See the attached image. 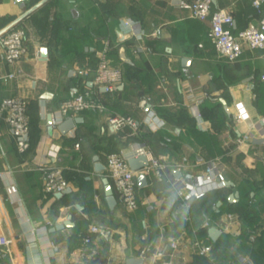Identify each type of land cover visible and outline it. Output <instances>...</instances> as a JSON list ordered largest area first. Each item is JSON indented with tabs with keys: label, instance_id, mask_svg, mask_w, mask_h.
Masks as SVG:
<instances>
[{
	"label": "crops",
	"instance_id": "1",
	"mask_svg": "<svg viewBox=\"0 0 264 264\" xmlns=\"http://www.w3.org/2000/svg\"><path fill=\"white\" fill-rule=\"evenodd\" d=\"M40 1L0 0V31ZM183 3L47 0L18 24L26 30L27 54L15 68L8 64L0 42V102L25 98L34 123L31 134L39 136L34 149L21 152L8 122L0 118V233L13 240L9 246L0 245V264H127L141 255L144 264L164 259L173 264H218L213 254L194 250L193 237L177 249L170 246L183 230L205 220L222 230L216 239L208 232L211 243L219 240L240 254L239 263L228 264H264V143L253 141L264 137V49L244 43L238 59L220 56L209 36L210 20L192 17ZM214 7L232 12L234 33L262 15L252 0H214ZM125 19L140 23L142 39L122 28ZM107 41L110 62L124 72L111 92L93 81L98 52ZM43 47L46 56L41 55ZM184 58L190 62L184 64ZM79 69L89 72L85 76ZM90 89L98 92L107 110L71 113L81 118L75 129L66 134L50 130L48 117L62 101ZM191 90L202 99V119L192 108ZM143 100L151 104L149 110ZM241 108L246 116L238 119ZM151 109L165 125L151 128L146 122ZM113 114L132 116L138 128L113 127L109 121ZM249 133L254 136L240 143ZM52 144L60 146L56 156L48 154ZM122 145L126 151L143 147L166 166L169 185L138 192L134 212L125 208L107 173L108 154ZM210 160L232 184L186 205L177 195L173 170L181 176L202 174ZM97 161L106 167L97 171ZM44 162L63 168L68 192L45 191L38 168ZM106 177L117 199L114 208L105 193ZM10 185L17 188L15 193ZM236 191L239 197L229 200ZM243 191L249 193L248 201H243ZM67 220L72 224L51 230ZM83 221L87 225L82 227ZM42 225L48 230L39 240L40 234L31 235L30 230ZM91 225L100 231L86 245ZM156 250L165 251V258H158ZM214 252L222 260L228 257L220 253L221 247L215 246Z\"/></svg>",
	"mask_w": 264,
	"mask_h": 264
},
{
	"label": "built area",
	"instance_id": "2",
	"mask_svg": "<svg viewBox=\"0 0 264 264\" xmlns=\"http://www.w3.org/2000/svg\"><path fill=\"white\" fill-rule=\"evenodd\" d=\"M184 6L190 8L191 16L199 20H210L211 28L209 36L215 43L216 50L220 56L229 60L238 59L244 51V43L251 48L264 49V13L262 11L264 0H252V5L258 13H262L258 21H251L244 29L237 33L233 32L234 15L226 8H215L214 0H192L184 2ZM121 26L124 30L131 33L138 39H142L145 35L137 20L125 19ZM26 30L18 24L8 29L0 36V42L4 47L5 58L10 66L15 68L19 61L27 54L25 44ZM111 49L109 41L106 42L104 48L98 52V60L95 68L94 83L97 87L105 88L106 91H113L116 86L123 80L124 72L121 67L113 65L108 57ZM89 70L79 69V74L87 75ZM16 74L12 72L11 77ZM264 78V75H263ZM189 98L192 101V108L195 114L202 119L199 105L202 101L191 90ZM86 109H96L101 112L107 110L106 104L95 89L77 92L72 97L62 101L60 107L52 113V127L55 132H59V125L63 120L71 115V113L80 112ZM246 113L243 108L239 112L237 118H245ZM0 118L5 119L16 140L18 149L25 152L31 145V124L28 113L27 100L20 96L4 98L0 102ZM109 121L115 128H120L125 124H130L134 128H138L137 121L130 115L113 114L109 117ZM264 121V120H263ZM146 122L153 129H158L165 125V120L155 110L151 109L146 117ZM253 137V133L245 134L239 139L242 143ZM60 146L52 144L48 150L50 156H56ZM145 150V148H144ZM126 150L114 151L107 156V173L115 182L122 203L129 212H134L139 207L137 176L143 171L148 175L152 174L158 180H164L166 177V166L160 157L151 151L145 150L149 164L141 169L134 170L131 168L128 159L125 157ZM38 168L44 175V189L47 193L61 192L67 187L63 168L60 166L50 165L48 162L41 163ZM175 189L179 198L190 205L192 199L202 198L214 189H221L228 186V180L225 175L217 169L216 163L212 160L206 163L204 173L193 174L187 173L184 176L177 177ZM10 192H16L15 185L9 186ZM228 217L233 220L234 215L229 214ZM211 227L209 220H205L199 229ZM48 230L46 225L33 227L30 230L31 235L40 234L39 240H42V234ZM197 228L192 227L195 236L191 239L187 230H183L181 234L173 238L170 246L177 249L184 240L190 237L192 246L196 252L201 255H211L212 246L197 236ZM100 231L99 226L91 225L90 232L84 237V243L88 245L93 241V233ZM189 240V239H188ZM12 239L4 232L0 233V245L9 246ZM91 253H96L95 249H91ZM146 255V254H145ZM155 255L163 259L165 251L156 250ZM159 264H173L170 260H162Z\"/></svg>",
	"mask_w": 264,
	"mask_h": 264
},
{
	"label": "water",
	"instance_id": "3",
	"mask_svg": "<svg viewBox=\"0 0 264 264\" xmlns=\"http://www.w3.org/2000/svg\"><path fill=\"white\" fill-rule=\"evenodd\" d=\"M17 1L20 2L23 0H17ZM46 1L47 0H41L40 2H38L37 4L32 6L31 8L27 9L22 15H20L18 18H16V20L12 24H10L8 27L1 30L0 36L3 33H5L8 29H10L11 27L19 24L21 20H23L26 16H28L31 12H33L35 9H37L39 6H41ZM173 3L174 4H182L183 0H173ZM41 55L42 56L47 55V48L46 47L42 48ZM183 62H184V64H188L190 62V59L184 58ZM102 89L105 90V88H102ZM142 104L144 105V107L147 110H149L151 108V104L148 103L146 100H143ZM48 120L50 123V130H52L53 129V127H52V114L49 115ZM80 121H81V118L78 116H75V117L74 116H68L63 120V122L60 123L59 129L62 133L66 134V133L72 131L73 129H75L77 126V123ZM253 141L255 143H264V137L263 138H254ZM125 157L128 159L131 168L134 170L141 169V168H143L149 164L147 154H146L143 147H139V148H135L133 150L126 151ZM105 167L106 166L103 163H101L100 161H97L95 164V169L97 171H100V170L104 169ZM173 174L176 177H180L182 175L181 172L178 170H173ZM104 182L106 183L105 193L107 196L108 203H109L111 208H114L115 205L117 204V199H116V196L114 194L113 186L111 185L110 180L107 177L104 178ZM137 182H138V186L140 188L148 186V184H149L148 174L146 172H143V171L139 172L138 176H137ZM227 182H228V184H232V182H230V181H227ZM69 190H70V188H65L63 191L57 192V195L64 194V193L68 192ZM239 195L240 194L238 191L231 193L229 196V200L233 201L236 198H238ZM71 224L72 223L67 220V221H64L62 223L56 224L55 226H53L51 228V230L61 229L65 226H69ZM221 231L222 230L217 226H211L208 229V232H209L212 239H216L220 235ZM144 259L145 258L143 255L137 256V257H131L127 260V264H144Z\"/></svg>",
	"mask_w": 264,
	"mask_h": 264
},
{
	"label": "trees",
	"instance_id": "4",
	"mask_svg": "<svg viewBox=\"0 0 264 264\" xmlns=\"http://www.w3.org/2000/svg\"><path fill=\"white\" fill-rule=\"evenodd\" d=\"M88 110H92V109H87V110H84V111H88ZM30 124H31V129L33 128V125H34V123H33V121L30 119ZM32 131V130H31ZM32 135H34V134H31V145H30V147L28 148L29 150L31 149L32 150V148L34 149L35 148V146H36V142L38 141V139H39V136H36V139L34 138V136H32ZM121 147H123V145L122 146H120V148ZM122 149H120V150H118V151H121ZM124 150V149H123ZM149 176V184H148V186H146L145 188H140L138 185H137V191L138 192H145V193H149V192H151L154 188H162V187H164V186H168L169 185V183L167 182V180H166V178H164V180H158L155 176H153L152 174H149L148 175ZM226 177V176H225ZM242 198H243V201L244 200H246V201H248V199H249V193H246V194H244V191H243V196H242ZM146 208H144V210H145ZM140 217H141V219H143V216H142V213L139 215ZM210 217V216H209ZM210 221V220H209ZM203 223V222H202ZM201 223V224H202ZM210 223H211V221H210ZM200 224V225H201ZM212 224V223H211ZM87 225V221H83V224H82V227L83 226H86ZM183 225H185V224H183ZM199 225V226H200ZM199 226H196V228H197V230H198V228H199ZM81 227V228H82ZM183 228V227H182ZM188 232H189V236L190 237H193V236H195L194 235V233H193V231H192V228H189L188 229ZM197 236L199 237V238H201V239H205V240H207L206 242H208L211 246H212V253L211 254H213L214 255V257L219 261L218 262V264H228V262L230 261V262H238L239 263V253L235 250V251H233V250H228L227 249V247L226 246H224L219 240H217L216 242H214V243H211V240H209V238H208V229L207 228H205V229H199L198 231H197ZM217 246V247H221L222 249H223V251L224 252H220L221 254H226V256H228L227 257V259H224V260H222V259H220V258H218L217 257V253L216 252H214V248H215V246ZM214 252V253H213ZM200 255V254H199ZM208 257V256H207ZM210 257H211V255H210ZM211 259V258H210ZM226 260V261H225ZM226 262V263H225Z\"/></svg>",
	"mask_w": 264,
	"mask_h": 264
},
{
	"label": "rangeland",
	"instance_id": "5",
	"mask_svg": "<svg viewBox=\"0 0 264 264\" xmlns=\"http://www.w3.org/2000/svg\"><path fill=\"white\" fill-rule=\"evenodd\" d=\"M121 115H128V114H121ZM120 149H122V150H123L124 148H119V149H117V150H120Z\"/></svg>",
	"mask_w": 264,
	"mask_h": 264
}]
</instances>
